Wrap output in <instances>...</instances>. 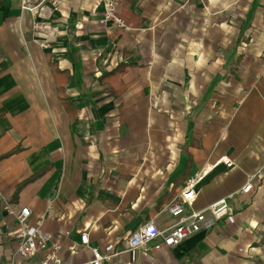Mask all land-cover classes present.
<instances>
[{"label":"crops","instance_id":"1","mask_svg":"<svg viewBox=\"0 0 264 264\" xmlns=\"http://www.w3.org/2000/svg\"><path fill=\"white\" fill-rule=\"evenodd\" d=\"M57 1L0 0V264L22 262L3 203L42 219L64 264L109 244L100 264H264V0H119L141 19L126 28L100 0ZM192 177L184 214L222 198L228 213L128 250L146 221L178 220L165 206Z\"/></svg>","mask_w":264,"mask_h":264},{"label":"built area","instance_id":"2","mask_svg":"<svg viewBox=\"0 0 264 264\" xmlns=\"http://www.w3.org/2000/svg\"><path fill=\"white\" fill-rule=\"evenodd\" d=\"M100 1L104 7L103 19L111 21L118 28H126L127 25H125L119 15V0ZM45 3H49L54 10L59 8L57 0H19V7L22 11L35 14ZM225 162L230 165L229 161ZM198 179L199 177L187 179L178 197L166 204L165 210L169 214L178 217V220L173 225L166 229H160L153 220L146 221L134 229L127 237V249H144L149 244H153L152 248L155 250L162 247L176 246L202 228H211L217 220L225 216L229 211L225 198L219 199L203 210L184 214L185 205L193 201L197 195L196 185ZM250 187L251 183L247 182L241 188V191L247 192ZM3 209L7 215L12 216L16 221V228L13 231V236L17 243L15 254L16 257L22 259V262H17L15 258H12L6 264H64L59 255L58 244H49L51 237L42 228V219L31 223L29 221L30 210L28 207L14 209L10 204L3 203ZM80 239L83 245L88 246L87 232H81ZM90 250L92 253L91 264H100L103 260L110 259L118 253L113 251L112 244L107 245L104 251L96 247H91ZM38 254H40V258L36 262L31 263L29 259Z\"/></svg>","mask_w":264,"mask_h":264},{"label":"trees","instance_id":"3","mask_svg":"<svg viewBox=\"0 0 264 264\" xmlns=\"http://www.w3.org/2000/svg\"><path fill=\"white\" fill-rule=\"evenodd\" d=\"M134 1H136V0H129V3H132ZM122 17H123L122 19H123L125 25H129V24H131V25H139V23H140L139 21H141V19H139L136 16V14L133 11H131V10L123 11ZM124 68H125L124 65L119 64L118 66L115 67V69H113V71H111L110 74H113L114 80H117V78L119 77V74L123 73ZM58 94L60 95L61 101H63V102L67 101L66 97L63 94V91H62L61 87H59V89H58ZM189 167H190V159L188 160V164L186 166V169L184 170V172H183V174L181 176L182 179H184L187 176ZM22 184L23 183H21V184H19L17 186V189L15 191V195L17 194L18 189L22 186Z\"/></svg>","mask_w":264,"mask_h":264}]
</instances>
